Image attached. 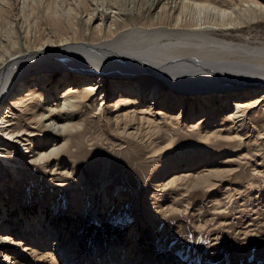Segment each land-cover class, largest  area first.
Masks as SVG:
<instances>
[{"label": "bare ground", "instance_id": "1", "mask_svg": "<svg viewBox=\"0 0 264 264\" xmlns=\"http://www.w3.org/2000/svg\"><path fill=\"white\" fill-rule=\"evenodd\" d=\"M23 1L35 29L31 39L23 32L24 49L0 58V172L16 174L19 168L40 167L55 175L53 184L68 177L82 182L78 168L62 158L71 150L70 132L84 127L79 107L96 97L101 105L98 114L111 132L152 152L158 173L153 187L159 183L183 184L185 191L203 188L217 201L213 191L235 166L228 159H209L205 144L237 141L230 157L251 162L252 172L264 173V113L257 110L264 112V0H152L128 23L116 7L118 0H60L65 14L58 10V0ZM5 3L12 16L15 6L9 0ZM0 5L1 11L2 0ZM192 6L218 14L239 12L199 31L200 26L183 12ZM21 17L27 24L26 12ZM56 68L66 70L55 76ZM31 86L40 91L29 92ZM23 93L27 98L21 97ZM250 112L260 113L259 120L252 123ZM159 115L178 126L195 121L199 143L180 154L172 153L173 138L164 146L157 144ZM34 139L39 145L33 148ZM242 186L235 190L244 200ZM35 223L32 234L3 235L0 228V247L30 238L29 245L56 253V234H42ZM105 262L133 264L118 248Z\"/></svg>", "mask_w": 264, "mask_h": 264}, {"label": "rangeland", "instance_id": "2", "mask_svg": "<svg viewBox=\"0 0 264 264\" xmlns=\"http://www.w3.org/2000/svg\"><path fill=\"white\" fill-rule=\"evenodd\" d=\"M6 1L2 0L3 10L0 11V58L24 49L23 32L27 31L31 39L35 29L27 3L9 0L12 8L15 6L10 16ZM58 1V10L65 14L64 3ZM151 2L118 0L116 7L128 23L144 13ZM193 7L183 12L185 17H192L196 27H201L199 31L239 12L218 14ZM23 12L29 19L27 24L21 17ZM75 69L72 67L70 71ZM65 70L56 68L55 76L62 75ZM39 89V86H31L29 92ZM24 94L21 97L25 99ZM33 97L31 100L36 101V93ZM100 106L96 97H92L79 107L84 127L70 132L71 150L62 158L78 168L83 177L79 184V180L76 182L72 177L64 183L56 181L53 184L50 180L55 175H47L48 172L40 167L19 168L16 174L0 172L3 235L7 232L32 234L36 221L40 224L37 230L43 231L42 234L54 232L59 242L56 253L43 246L29 245L30 238L20 240L16 246H2L0 264H87L88 261L89 264H106L105 259L114 256L117 248L126 252L133 264H264V173L252 172L251 162L230 157L228 153L238 147L239 142L203 145L209 159L231 160L236 170L213 191L217 201L210 196L212 191L203 188L185 191L183 184L162 187L159 183L153 187V176L158 173L150 155L152 152L146 153L140 143L111 132L104 117L98 114ZM257 110L264 113L263 108ZM17 113L15 115H19ZM260 113L250 112L249 120L258 121L256 116ZM159 117L162 128L154 137L157 144L164 146L173 138L172 153L180 154L199 143L198 132L192 126L195 121L187 120L178 126L170 123L167 117ZM223 117L229 121L228 115ZM31 144L33 148L39 145L35 139ZM240 186L246 190L244 200L235 190ZM225 193L234 195L226 197ZM167 206H174V209ZM81 242L86 249H82ZM5 255L8 256L6 261Z\"/></svg>", "mask_w": 264, "mask_h": 264}, {"label": "trees", "instance_id": "3", "mask_svg": "<svg viewBox=\"0 0 264 264\" xmlns=\"http://www.w3.org/2000/svg\"><path fill=\"white\" fill-rule=\"evenodd\" d=\"M97 228H100V227H97ZM102 232V231H101ZM80 246L82 247V249H86V246L84 245V243H80Z\"/></svg>", "mask_w": 264, "mask_h": 264}]
</instances>
